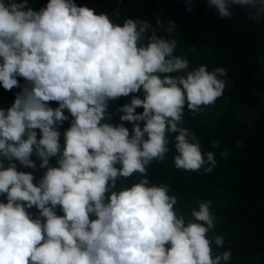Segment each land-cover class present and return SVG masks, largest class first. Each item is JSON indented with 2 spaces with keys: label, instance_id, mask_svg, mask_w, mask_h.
<instances>
[{
  "label": "clouds",
  "instance_id": "clouds-1",
  "mask_svg": "<svg viewBox=\"0 0 264 264\" xmlns=\"http://www.w3.org/2000/svg\"><path fill=\"white\" fill-rule=\"evenodd\" d=\"M208 4L221 18L231 19L235 5L253 23L264 21V0ZM161 30L174 33L175 24L127 18L121 25L75 0H49L38 10L29 0H0V86L11 91L21 88L18 77L26 82L0 108V264H229L230 250L213 251L225 241L209 236L211 201L186 217L169 185L149 186L146 178L147 166L170 151L169 133L177 169L213 170L215 153L202 151L183 113L214 104L227 84L224 68L190 69L175 54L178 41ZM130 94L117 109L122 123L107 122L109 102ZM65 110L72 119L62 147ZM123 122L133 123L131 134ZM33 155L46 169L38 184L16 164L35 170ZM133 174L138 182L113 190Z\"/></svg>",
  "mask_w": 264,
  "mask_h": 264
},
{
  "label": "trees",
  "instance_id": "trees-1",
  "mask_svg": "<svg viewBox=\"0 0 264 264\" xmlns=\"http://www.w3.org/2000/svg\"><path fill=\"white\" fill-rule=\"evenodd\" d=\"M48 2L29 0L36 10ZM75 3L94 8L97 13L105 12L121 25L127 18L147 19L154 26L157 18L166 26L174 23V33L161 30L158 35L178 41L175 54L187 58L190 69L200 65H206L209 71L225 69L227 75L222 78L227 84L223 95L214 103L221 108L217 120L208 124L202 112L193 116L187 106L183 113L184 127L196 134L203 152L215 153L216 166L211 172H205L203 168L200 171L177 169L172 143L175 134L169 133L170 151L163 161H153L147 166L146 178L149 186L169 185L170 195L178 197L176 210L186 217L191 209L198 210L200 202L211 201L216 228L209 236L220 235L225 241L219 249L213 244V251L230 250L229 264H264V99L257 93L262 85L260 74L264 71V21L253 23L248 20L245 10L235 5L231 7V19L221 18L216 9L209 6L208 0H191V11L187 0H75ZM18 80L22 88L26 82L22 77ZM21 88L8 91L0 86V108H9ZM137 95L143 98L142 91ZM130 100L131 94L110 101L107 122L122 123L117 109ZM243 105L255 108L256 119L250 124L239 120V107ZM49 106L56 108L59 105L49 102ZM136 111L142 113L143 108ZM65 114L69 115V120L59 128L62 147L63 132L70 127L72 119L67 110ZM123 123L131 134L133 123ZM37 132L39 139L42 134ZM213 141H218L220 147L213 148ZM238 141L243 142V147H238ZM222 151H227L228 155L221 157ZM31 158L37 165L35 170L20 165L19 161H16L17 169L33 173L34 183L38 184L46 169L39 167L41 161L35 155ZM4 163L7 166L8 162ZM50 164L58 166L57 157L51 158ZM139 178L136 174L121 178L113 190L130 186ZM28 211L34 217L38 216L35 207ZM57 214L63 215L59 210Z\"/></svg>",
  "mask_w": 264,
  "mask_h": 264
},
{
  "label": "rangeland",
  "instance_id": "rangeland-1",
  "mask_svg": "<svg viewBox=\"0 0 264 264\" xmlns=\"http://www.w3.org/2000/svg\"><path fill=\"white\" fill-rule=\"evenodd\" d=\"M262 65L264 66V64ZM260 78L262 81V85L258 89L257 93L262 99H264V71L260 74ZM220 109L221 108L218 104H212L208 107L203 108L201 112L203 114L204 121L208 124H213L217 120L218 115L221 112ZM255 119L256 116L254 107L248 105H243L239 107V120L241 122L250 124Z\"/></svg>",
  "mask_w": 264,
  "mask_h": 264
}]
</instances>
